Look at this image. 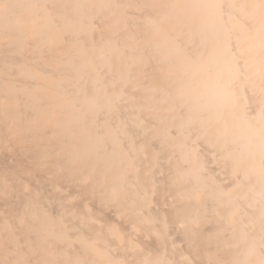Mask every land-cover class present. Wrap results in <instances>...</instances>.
<instances>
[{"label": "bare ground", "instance_id": "obj_1", "mask_svg": "<svg viewBox=\"0 0 264 264\" xmlns=\"http://www.w3.org/2000/svg\"><path fill=\"white\" fill-rule=\"evenodd\" d=\"M0 264H264V0H0Z\"/></svg>", "mask_w": 264, "mask_h": 264}]
</instances>
